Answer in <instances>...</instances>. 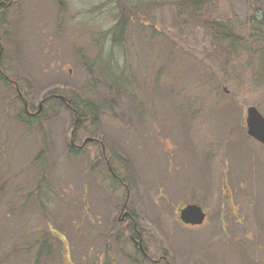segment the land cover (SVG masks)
Segmentation results:
<instances>
[{
    "label": "rangeland",
    "instance_id": "374dc122",
    "mask_svg": "<svg viewBox=\"0 0 264 264\" xmlns=\"http://www.w3.org/2000/svg\"><path fill=\"white\" fill-rule=\"evenodd\" d=\"M142 1L0 0V264H32L36 238L54 248L39 264H264V145L246 126L248 107L264 115V0L196 18ZM52 95L80 125L40 106ZM187 204L207 223L184 225Z\"/></svg>",
    "mask_w": 264,
    "mask_h": 264
},
{
    "label": "trees",
    "instance_id": "16d2710c",
    "mask_svg": "<svg viewBox=\"0 0 264 264\" xmlns=\"http://www.w3.org/2000/svg\"><path fill=\"white\" fill-rule=\"evenodd\" d=\"M167 1H168L167 2L168 4H172L175 6L174 8H176L178 10L180 16H184L185 14H189V15L193 16L194 18H196L198 14L207 10L209 8V6L213 4V0H167ZM144 3H146V2H144L142 0H133L134 9L137 10ZM129 11H132V10L129 9ZM123 14L124 13H121V17H120L121 19H120L119 23H121V21H126L125 16ZM129 20H132V17L130 16V14H129ZM208 22L209 23L206 24V26H207V28H209V30H211V28L214 30V32H215L214 38L215 39L221 38V37L226 39V40L230 39L231 43H233V45H232L233 49L236 48V46H238V45H240V47L246 46L245 42H242V41L238 40L237 38L231 37L230 33L228 32V29L225 30L226 27H224L222 25H217L216 21H208ZM129 24H130V21H129ZM118 26H120V27L115 26L112 34L117 35V33H118L119 38H121L124 34V30L126 29V26H124V27L122 25H118ZM217 26H219V27L217 28ZM155 33L156 32H153V34H155ZM252 39H254V38H252ZM219 51L222 53V51L224 52L225 50L221 49ZM255 78H256L257 82L259 83V77L255 76ZM73 107H75V109L79 112L80 108L78 109L77 108L78 106H76V104H74ZM82 117H83V119L86 118L85 115H82ZM26 198H27V201H29V200H31L32 195L28 194ZM134 218H135V216H134ZM30 239H32V238H30ZM39 243H40L39 239L36 238V240L29 241L28 247L26 249H24L25 254L29 255V257L28 258L26 257V258L29 259V261L32 262V264H39V262L42 260V258H39L42 255V252L46 253V251H48V253H46V254L52 255L50 253H52L54 251V248L51 247L47 241H46V243L41 242L40 247H39V251H36L37 245ZM33 247H35V248H33ZM45 248L47 250H45ZM38 253H39V257H38V261H37V254Z\"/></svg>",
    "mask_w": 264,
    "mask_h": 264
},
{
    "label": "water",
    "instance_id": "95a60500",
    "mask_svg": "<svg viewBox=\"0 0 264 264\" xmlns=\"http://www.w3.org/2000/svg\"><path fill=\"white\" fill-rule=\"evenodd\" d=\"M56 97L62 101L66 100L65 96L57 95ZM42 102L40 106H42ZM246 126L247 134L264 145V115L256 106L248 107ZM87 140L91 141L93 138H88ZM205 218L206 213L196 204H188L180 210V220L186 225L200 226L204 223Z\"/></svg>",
    "mask_w": 264,
    "mask_h": 264
},
{
    "label": "flooded vegetation",
    "instance_id": "af4514ba",
    "mask_svg": "<svg viewBox=\"0 0 264 264\" xmlns=\"http://www.w3.org/2000/svg\"><path fill=\"white\" fill-rule=\"evenodd\" d=\"M2 8V10H3V6H0V9ZM0 55H1V53H0ZM0 69H1V67H0ZM0 74L1 75H4L3 73H2V71L0 70ZM5 76V75H4ZM6 77V76H5ZM4 77V78H5ZM6 79V78H5ZM8 79V78H7ZM8 81H10V82H12L13 83V81L12 80H10V79H8ZM15 83V82H14ZM16 84V83H15ZM17 85V84H16ZM20 93V92H19ZM19 96H21V93L19 94ZM56 96L57 95H52L51 97H48V98H46L45 100H43V103H45V102H47V101H49L50 99L52 100V99H56ZM59 99V98H58ZM61 100V99H60ZM64 103H65V105L66 106H68V108H70L72 111H74V114H75V118H76V127H77V125H78V123H79V125L81 124V118H80V116H79V112L77 111V110H75V108L72 106V104H71V106H70V103H68L67 102V99L65 100V101H63ZM24 104H25V102H24ZM26 105V104H25ZM26 110L28 111V109H27V107H26ZM29 112V111H28ZM29 114H31L30 112H29ZM76 127H75V129H76ZM94 139V141L93 140H91L89 143H100L101 145H102V147L104 146L103 145V143L102 142H100V141H98V140H96L95 138H93ZM72 143V148L75 150V151H81V149H83V148H86L87 147V141H83V143H82V145H77L76 144V142H71ZM260 143V142H259ZM104 150H105V147H103V154L105 153L104 152ZM109 170H110V168H109ZM118 181V180H117ZM128 189V188H127ZM188 205V204H187ZM186 206V205H185ZM184 206V207H185ZM181 210V209H180ZM205 212V211H204ZM206 213V212H205ZM120 215H121V218H119V221L120 222H124L125 223V227H126V229L130 232V239H131V241H132V243H133V245H134V247L136 248V249H139V251H140V253L143 255V256H145V257H147L148 259H150V256L148 255V253H147V251L145 250V248H144V245H143V242H144V240H143V235H142V233L141 232H139V230L137 229V226H136V222H135V218H134V215H133V213L130 211V210H128L127 208H126V204L125 205H123V207H122V209H120ZM207 220H208V217H207V213H206V218H205V221H204V223L202 224V225H204L205 223H207ZM202 225H200V226H192V227H201ZM111 248L109 247V246H106V252H105V254H106V258L104 259V260H107V258L110 256V250ZM142 251H144L145 253L143 254V252ZM98 257V256H97ZM102 258V256L100 257L99 256V259H101ZM151 261H153V260H151ZM159 260H155L154 262H158ZM109 264H112V262H109Z\"/></svg>",
    "mask_w": 264,
    "mask_h": 264
}]
</instances>
